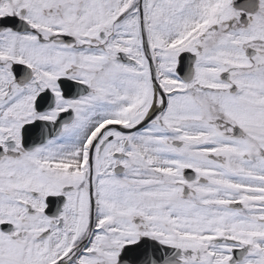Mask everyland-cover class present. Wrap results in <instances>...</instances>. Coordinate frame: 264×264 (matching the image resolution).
Returning a JSON list of instances; mask_svg holds the SVG:
<instances>
[{
	"label": "snow or ice",
	"instance_id": "obj_1",
	"mask_svg": "<svg viewBox=\"0 0 264 264\" xmlns=\"http://www.w3.org/2000/svg\"><path fill=\"white\" fill-rule=\"evenodd\" d=\"M0 264H264V0H0Z\"/></svg>",
	"mask_w": 264,
	"mask_h": 264
}]
</instances>
